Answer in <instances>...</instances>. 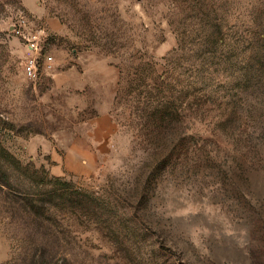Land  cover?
Here are the masks:
<instances>
[{"label":"rangeland","instance_id":"obj_1","mask_svg":"<svg viewBox=\"0 0 264 264\" xmlns=\"http://www.w3.org/2000/svg\"><path fill=\"white\" fill-rule=\"evenodd\" d=\"M0 264H264V0H0Z\"/></svg>","mask_w":264,"mask_h":264},{"label":"built area","instance_id":"obj_2","mask_svg":"<svg viewBox=\"0 0 264 264\" xmlns=\"http://www.w3.org/2000/svg\"><path fill=\"white\" fill-rule=\"evenodd\" d=\"M20 25L21 24H19V26ZM14 31L20 34L21 28L18 27ZM36 36V34L25 36L29 53L24 58L23 70L25 75L32 82H35L39 79L40 70L42 67H45L46 69L52 68V56L44 55L42 53L41 46L39 45Z\"/></svg>","mask_w":264,"mask_h":264},{"label":"trees","instance_id":"obj_3","mask_svg":"<svg viewBox=\"0 0 264 264\" xmlns=\"http://www.w3.org/2000/svg\"><path fill=\"white\" fill-rule=\"evenodd\" d=\"M138 67L140 69V71L137 73L138 74V79L141 80V78H143V73H142V70L140 68V64L138 65ZM168 75L169 74H167V76ZM147 78L150 79L148 84L152 85V88H154V87L157 88L158 87V91H159V88H161V87L164 88V86L168 84V81L166 80V76H164V77H162L160 79V78H157L156 75L153 74V75L147 76ZM160 92H162V91H160ZM156 94H158L157 98H158L159 101L156 103V105L153 108L154 117L159 116L158 112H161L160 117H162V119H164L165 118L166 109L168 108L169 104H167V98L165 96H163L165 94H160L159 95V92H157ZM151 95H152V103H153L154 100H155V97H154L155 94L153 93V91H152ZM149 97H148V100L151 99V97L150 98ZM168 123H166V124L163 123L162 124V127H164V128H162V131H157L158 134L159 133L161 134L159 136V140L162 137V133H164L163 129L168 127ZM169 151H170V149L166 145H164L158 151V155L157 156L161 157V161H164V159H167V156L170 153Z\"/></svg>","mask_w":264,"mask_h":264},{"label":"crops","instance_id":"obj_4","mask_svg":"<svg viewBox=\"0 0 264 264\" xmlns=\"http://www.w3.org/2000/svg\"><path fill=\"white\" fill-rule=\"evenodd\" d=\"M103 118H110V116H109V115H108V116H105V115H104Z\"/></svg>","mask_w":264,"mask_h":264}]
</instances>
